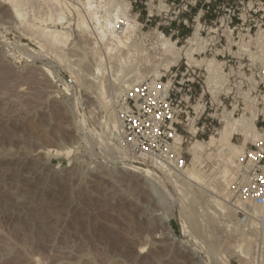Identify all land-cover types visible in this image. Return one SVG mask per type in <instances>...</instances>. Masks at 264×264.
<instances>
[{"label": "rangeland", "instance_id": "1", "mask_svg": "<svg viewBox=\"0 0 264 264\" xmlns=\"http://www.w3.org/2000/svg\"><path fill=\"white\" fill-rule=\"evenodd\" d=\"M3 1L0 264H264L263 224L252 229L249 222L238 221L237 212L234 217L214 214L208 201L212 189H206L210 186L204 189L184 182L183 194L162 170L136 163L131 155L123 158L124 152L114 148L115 138L108 137L109 130L103 125L109 118L115 121L113 104L124 94L117 95L121 80L153 66L164 72L159 61L167 55L157 30L168 29L165 1L127 0L137 24L127 37H121L123 44L109 33L105 43H99L106 67L98 79L104 88L101 95L100 83L94 84L89 77L93 78L90 72L94 73L96 59L82 46L85 40L75 11L68 48L55 53L52 47L41 46ZM33 5L30 2L24 8L29 11L25 22L39 25L33 18L32 10L38 13ZM148 12L154 14L152 22H146ZM220 49L232 84L227 91V111L236 117L249 116L250 109L257 112L255 93L241 87L238 69L245 62ZM117 69L122 76L115 81ZM88 85L93 86L89 89ZM242 92L252 99L245 100ZM201 93L196 87L193 105L197 109L208 102L207 111L199 133L190 135L200 143L217 135L223 126L217 120L223 118L222 107L210 94L199 102ZM234 141L241 143V137ZM213 150L203 157L202 169L208 174L214 168L219 172L222 163ZM122 161L150 167L158 174L159 184L121 167ZM213 181L216 184L218 179Z\"/></svg>", "mask_w": 264, "mask_h": 264}, {"label": "built area", "instance_id": "2", "mask_svg": "<svg viewBox=\"0 0 264 264\" xmlns=\"http://www.w3.org/2000/svg\"><path fill=\"white\" fill-rule=\"evenodd\" d=\"M164 1L168 29L159 32L168 34L176 46L180 42L188 45L197 35L206 45L202 52L194 54L196 58L223 59L225 54L219 53L223 48L228 56L245 62L238 72L241 87L248 91L253 89L256 95L259 139L248 144L233 174L229 191L236 200L251 201L258 206L262 211L260 223L264 225V0ZM153 17L154 14L148 12L146 22H152ZM245 44L247 48L243 47ZM250 52L257 62L253 67L250 66ZM246 60L250 62L246 63ZM207 76L204 67L190 65L182 58L177 64L164 68L159 77L148 78L127 90L113 104L117 145L144 165L159 166L174 173L187 169L193 158L188 152V144L193 138L190 135L199 133L208 104L202 103L204 110L198 114L193 105V91L196 87L202 91L199 102L207 94L212 97ZM211 84L218 91L219 101L214 102L222 107V111L227 110V89L232 88L229 76L224 84ZM210 102L213 105V101ZM193 118L199 129L196 135L187 129ZM217 120L222 124L221 118ZM177 137L180 143L175 142ZM244 207L239 206L237 218L246 224L251 214Z\"/></svg>", "mask_w": 264, "mask_h": 264}, {"label": "bare ground", "instance_id": "3", "mask_svg": "<svg viewBox=\"0 0 264 264\" xmlns=\"http://www.w3.org/2000/svg\"><path fill=\"white\" fill-rule=\"evenodd\" d=\"M4 1H6L7 4L10 5L12 9L11 12L14 14V18L16 17V20L20 21L22 26L23 27L25 26L26 29H28V31L31 33V36L36 40H38L39 43L41 42L42 44L41 46L43 47L49 46V48L52 47L55 53L56 52L60 53L64 49L68 48L66 46L69 45V41L70 39H72V32L71 29L69 28L72 24V19L74 18L73 11H75L78 16L77 27L82 32V37L84 36V40H85L82 46H84L85 49L88 51V53L92 54L94 59H96L95 60L96 67L94 65L95 69H93L94 73H92V71L90 72L93 78L89 75L91 79L88 78V80L90 79L92 81L93 79V83L96 82L98 83V85L101 81V80L99 81L98 79L99 77L103 76L104 67H105V65L103 66L102 64L104 57L100 51L101 45L99 46V43L100 42L105 43L107 36H109L108 35L109 33L118 40L119 44H123L124 41L122 40L121 37L122 36L127 37L128 31L130 32V29L135 28L137 24L136 20H134L130 14L131 6L129 1L127 0H4ZM30 2H32L35 5L33 6L37 9L36 12L38 13H35L34 11L35 9L32 10V12L35 15L33 18L38 20L37 22H40L39 25L37 23L25 22L29 12V11L28 12L25 11L26 9L25 7ZM102 11L105 12V15L103 16L100 15ZM91 20L93 22L92 25L90 24ZM49 22L53 23V26L52 25L49 26L48 25ZM60 26L62 27L60 28ZM24 31L27 32V30ZM196 36L189 40L188 45L180 47V46H176L175 42L171 41L170 38L167 35H164L163 32H159L158 38L161 41V45L162 48L164 49V53L167 55L164 58V61L163 62L159 61V63L160 64L162 63L161 66H163L165 69H168L170 66L177 64L182 58H186L190 64L194 63L193 65L199 67L201 66L206 67L205 69L208 71L207 83H209L210 85V93L212 94V97L216 101H219L218 91L214 90L211 87L212 85L211 83L214 82L219 84L226 83V81L228 80L229 73H227L226 70L224 69V62L221 60H215L214 58L201 59V58H196L194 56L196 52H202V50L206 45L205 43L201 42L200 39ZM243 47L247 48V45L245 44L243 45ZM85 49L84 51H86ZM11 55H13V53ZM250 56H251L250 66L253 67L254 65H257V62L255 60V56L251 54V52H250ZM150 65H152V63ZM156 65H158V63ZM153 67H154V69L152 68L153 70L145 69L134 73L133 76L127 77V79L121 80V82L119 81L121 86L119 87L120 92L117 95H121L122 93H125L127 90L131 89L134 85L148 78L159 77L161 75L158 69L159 67L158 68H156L155 66ZM111 69H113L112 66L110 67V70ZM118 71L119 73H117L116 70H115L116 73L114 74L112 73L113 77H116L114 78L115 81L120 79L119 78L120 75L122 76L121 71L120 70ZM46 72H48L49 74L51 73L48 70V68L46 69ZM112 72H114V70ZM250 79L251 82L253 83V87H255V82L252 76H250ZM111 80L113 79L111 78ZM88 86H89L88 88L90 89V87L93 85H88ZM98 89L100 90L99 95H101L104 90L101 83ZM228 90H230V87H228L227 91ZM241 94L243 95V98L245 100L252 99V96L247 92H242ZM107 101H105V103ZM195 110L198 114H200L204 110V105L201 103L200 105H198V108ZM250 110L251 112L249 116L247 115V113H244L240 117H236L234 116V113L224 110L222 112L223 118L221 119V121L223 122V126L219 131H217L216 134L218 136L212 134L208 140L204 139L205 141L203 140L204 142L201 143L198 138L196 139L195 142L191 141L189 143L191 145H189L188 151L193 156L191 163L192 167H188L184 171L177 173H174L172 171H166L159 166H156L155 168L160 169L166 174L170 175L172 179V181L170 182H173L174 185L178 187V189L182 191L183 194L185 193L183 187L184 182H186L187 184H196L204 189L206 188L205 186L207 185L210 186L206 189H209V191L210 189H212L211 190L212 192H210L212 193L211 198L209 197L208 201L209 203L210 202L212 203V207L215 209L213 212L214 214H220L222 212V214L223 213H225V215L228 214L226 215V217L227 216L229 217L230 215L234 217L233 214L239 210V206L240 207L245 206L244 208L247 209V212L251 214V218L249 220L248 226L249 228L256 229L258 228L257 227L258 224H261L260 223L261 220L259 219V217L262 214L261 209L258 206H255L251 201L240 202L239 200H236L235 196H233L229 191L233 174L235 173V170L239 167L241 162V157L244 155V152L247 149L248 144L250 142L251 143L255 142L259 139L258 128L256 125L257 112H255L253 109ZM194 120L195 118H193V121L190 122L187 129L191 132V134L196 135L199 129L196 125H194L195 122ZM114 122L115 121L109 118L103 123V125H105V130L106 128H108L109 130L110 136L108 135L107 136L112 140H114V138L116 137L114 131L115 128ZM236 136L241 137V143H236L234 141V138ZM180 141L181 140L177 137L175 142L180 143ZM113 146L114 148L118 149V151H120L121 153L124 152L123 158L130 159L128 158L130 157L128 156L129 153L123 147L121 146L119 147L116 143H114ZM208 150H213V152L215 153L214 156H217L220 159V161H222L221 166L219 168L220 169L219 172L218 171L214 172L215 170L214 168V170L212 169L210 174H208L205 170L202 169L203 157L205 154H208ZM67 151L66 154L69 152ZM132 159L136 163L144 164L142 162L136 161L137 159L135 157H132ZM119 165L123 168L130 170L131 172L141 175L143 178L151 181L152 182L151 184L157 185V183L160 182L158 174L150 167L128 163V161L126 163L125 161L123 163H119ZM217 166L219 165L217 164ZM211 177L213 178V180L214 178L218 179L216 184L214 181H213L214 183L211 184L212 182V181L210 182V180H212ZM212 207L210 208V210L213 209ZM215 211H218L219 213H215ZM191 215L189 214L190 217ZM225 220H228V218ZM230 222L232 221L230 220ZM227 226L231 227L232 225L227 224Z\"/></svg>", "mask_w": 264, "mask_h": 264}]
</instances>
